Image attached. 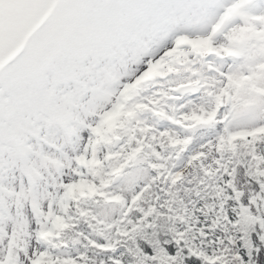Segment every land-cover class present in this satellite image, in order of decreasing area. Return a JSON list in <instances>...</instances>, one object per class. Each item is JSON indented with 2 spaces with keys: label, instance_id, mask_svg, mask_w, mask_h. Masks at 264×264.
<instances>
[{
  "label": "snow or ice",
  "instance_id": "1",
  "mask_svg": "<svg viewBox=\"0 0 264 264\" xmlns=\"http://www.w3.org/2000/svg\"><path fill=\"white\" fill-rule=\"evenodd\" d=\"M0 264H264V0H0Z\"/></svg>",
  "mask_w": 264,
  "mask_h": 264
}]
</instances>
